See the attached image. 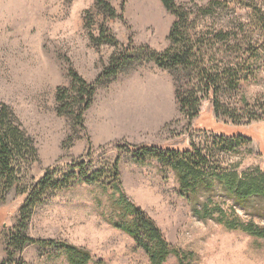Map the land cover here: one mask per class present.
<instances>
[{
	"label": "rangeland",
	"instance_id": "rangeland-1",
	"mask_svg": "<svg viewBox=\"0 0 264 264\" xmlns=\"http://www.w3.org/2000/svg\"><path fill=\"white\" fill-rule=\"evenodd\" d=\"M106 1L117 17L106 16L96 0H0V107L12 108L34 141L39 159L30 177L39 180L48 169L67 175L74 164L102 167L121 157V191L110 182L60 191L34 210L27 236L80 247L92 255L90 264H150L136 241L111 225L132 221L116 208L123 193L180 251L182 258L171 255L164 264H264V241L228 228L264 223L235 208L219 185L201 194L200 210L208 206L213 218L200 220L172 167L155 160L140 166L115 149L119 143L188 153L196 167L203 166L202 156L205 179L220 172L264 175V0H221L225 5L201 28L211 40L213 65L227 73L240 66L241 83L223 88L219 112L209 98L196 119L182 116L174 74L148 63L100 86L81 129L57 110L70 72L95 83L122 46L162 52L174 21L161 0ZM210 2L197 0L200 7ZM102 27L118 47L96 42ZM23 202L15 193L0 201V264H68L62 250L9 249Z\"/></svg>",
	"mask_w": 264,
	"mask_h": 264
},
{
	"label": "trees",
	"instance_id": "trees-1",
	"mask_svg": "<svg viewBox=\"0 0 264 264\" xmlns=\"http://www.w3.org/2000/svg\"><path fill=\"white\" fill-rule=\"evenodd\" d=\"M161 1L166 11L174 16L167 38L168 48L162 52H156L146 45L143 47H134L131 44L128 47L122 46V49L110 58L108 67L99 75L95 83H88L71 71L70 88L59 89L56 96L59 115L67 117L81 129H85L83 118L85 112L93 106L98 88L148 63H154L157 67L174 74L175 100L181 115L188 120L192 121L198 117L205 99L211 98L218 112L220 108H223L220 102L222 90L228 85L238 88L241 83L240 66L230 68L227 73L220 69L219 65H213L209 58L211 40L205 38L207 33H204L201 28L212 17L213 9L216 10L225 4L221 0H211L207 6L200 7L197 0L186 4H178L176 0ZM256 1L259 3L260 0ZM96 2L97 7L106 16L117 17L116 10L109 1L96 0ZM100 31L97 43L119 46L117 39L109 36L105 28L102 27ZM233 46L237 48L240 45L237 42ZM0 108V201L6 199L11 193L24 198L18 210V225L7 240L9 249L15 253L35 244L41 248L64 251L68 264L92 263V255L75 245L55 240L29 238L26 234L28 225L34 210L60 191L70 190L80 185L106 186L109 182L116 190L121 191V157L102 167L88 168L84 163L74 164L71 172L62 176L58 171L48 169L39 180H35L30 177L32 165L39 159L34 141L25 133L12 108L5 104H2ZM71 140L72 138L68 141L70 144ZM89 149H91V142ZM115 149L132 156L134 162L140 166L146 165L147 161L155 160L172 167L178 177L180 194L189 201L193 215L200 220L213 218L207 213L208 206L204 207V212L200 210L198 200L203 192H210L217 184L235 208L264 223L263 174L242 177L237 172H220L212 178L205 179L202 175L204 174L203 166L207 164V161L201 155L199 157L203 161V166L196 167L189 164L188 153L181 154L148 145L121 146L119 143L116 144ZM77 170L79 173L76 172ZM116 205V208L125 212L132 221L111 225L134 239L148 255L150 264H164L171 255L182 258L180 251L169 244L156 223L141 208L131 204L123 193ZM228 228L232 231L242 229L247 235L264 241V225L258 228L252 224L231 223ZM4 229H6L5 226H3Z\"/></svg>",
	"mask_w": 264,
	"mask_h": 264
}]
</instances>
